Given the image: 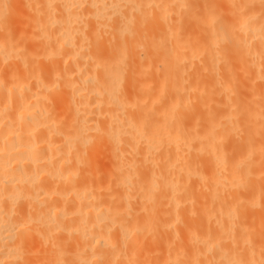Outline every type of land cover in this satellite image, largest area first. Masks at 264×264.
Here are the masks:
<instances>
[{
	"label": "bare ground",
	"instance_id": "obj_1",
	"mask_svg": "<svg viewBox=\"0 0 264 264\" xmlns=\"http://www.w3.org/2000/svg\"><path fill=\"white\" fill-rule=\"evenodd\" d=\"M185 6L0 0V264H264V14Z\"/></svg>",
	"mask_w": 264,
	"mask_h": 264
},
{
	"label": "rangeland",
	"instance_id": "obj_2",
	"mask_svg": "<svg viewBox=\"0 0 264 264\" xmlns=\"http://www.w3.org/2000/svg\"><path fill=\"white\" fill-rule=\"evenodd\" d=\"M233 1L232 0H186V6H185L186 9H184V8H180L179 9L178 8L174 12V15L176 17H180V19L184 16V19H186V21H187L186 22L187 28H186V24H185V31H186L185 34L188 33V34L194 35L196 33L194 36L195 37L197 36L196 38L202 39L204 37L206 38V35H207V37H209V34H210V32L207 33V31H205V28L208 29V27H206L204 25H201V24L197 23V21H195V19H197V17H195L196 14H199L200 15V13L202 11H203L204 14H207L208 16L214 18L215 19V22L216 21H219V20L221 21V19L223 17L224 18L222 20H228V19H230L231 16H233V15H235L237 13L236 12L235 14H233L235 11H237L236 9H238V7H239V9H238V12H239V10L243 9L242 6L245 5V4H246V8H249L251 10L253 8L254 9L253 11L258 12L259 15L264 14V5H263V3L261 4L260 2H258L259 5H257L258 3L256 4L255 2H253V0H244L243 2H245V3L241 2L242 0H233ZM238 1L240 3H243L242 6H237L238 4H240V3H238ZM234 6H235V8H234L235 11L233 9ZM230 10H231V14H230ZM185 11H189V13L186 12L184 14L183 12H185ZM188 14L190 16L188 18L185 17V16H188ZM194 14H195V16H194ZM199 15H197V16H199ZM193 17L195 19H193ZM208 31H209V29H208ZM261 31H262V33H264V27L262 28ZM229 41H232V40H229ZM229 41L226 40L225 41V45H227L228 47L234 46V45H231L234 42L230 43ZM222 45L225 46L224 43ZM217 46H219V45H217ZM223 46H221V47H223Z\"/></svg>",
	"mask_w": 264,
	"mask_h": 264
}]
</instances>
